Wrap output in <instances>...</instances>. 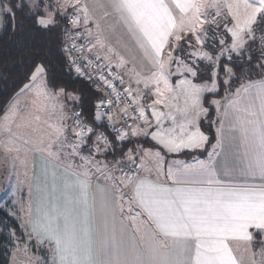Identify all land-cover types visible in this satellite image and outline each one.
<instances>
[{
  "label": "snow or ice",
  "instance_id": "snow-or-ice-1",
  "mask_svg": "<svg viewBox=\"0 0 264 264\" xmlns=\"http://www.w3.org/2000/svg\"><path fill=\"white\" fill-rule=\"evenodd\" d=\"M4 16L13 30L26 27L25 21L51 29L60 23L57 17L69 19L73 29L83 24L90 50L99 49L97 59L106 62L98 68L112 77L99 76L113 99L96 104L93 121L106 119L111 130L120 123L114 107L132 121L113 132L110 141L87 122L82 108L64 103L65 98L79 103L81 97L51 84L44 62L33 65L28 83L3 109L4 156L25 167V178L30 154L42 157L40 175L31 177L36 197L30 185L17 218L29 240L47 245V264H264V51L256 61L247 57L250 67L244 68V61L236 65L244 69L240 76L231 66V53L239 56L249 41H256L253 26L258 18L264 22V0H0ZM229 16L234 23L224 28L231 34L230 45L219 38L220 47L205 50V26L218 28L217 18ZM113 63L127 81L119 71L111 72ZM173 66L180 76L175 83ZM76 72L83 75L78 65ZM204 72L210 83L203 80ZM113 80L125 86L131 111L121 105ZM141 85L154 95L150 104L141 103ZM221 86L224 96L208 102L216 109L217 127L207 158L172 160L165 169L163 152L178 154L208 144L200 128L209 110L204 97ZM130 137H150L157 147L124 152L122 143ZM85 149L89 154H83ZM117 150L123 156L114 161L96 158ZM12 175L8 191L17 192ZM235 175L261 183H238ZM16 180L19 184L18 175Z\"/></svg>",
  "mask_w": 264,
  "mask_h": 264
},
{
  "label": "trees",
  "instance_id": "trees-1",
  "mask_svg": "<svg viewBox=\"0 0 264 264\" xmlns=\"http://www.w3.org/2000/svg\"><path fill=\"white\" fill-rule=\"evenodd\" d=\"M21 19V15L17 13V20ZM57 19L60 20V23L51 29H41L38 26H34V21H25L26 27L21 28L18 26L13 30L11 22L5 16L4 25L0 29V116L4 114L3 109L7 106L8 101L20 91L24 84L28 83L33 65L38 62H44L49 68V80L51 84L64 87L67 91L81 97L79 103L69 100L71 108L77 110L82 108L87 122L100 131L105 132L110 141H114L115 139L108 134L103 125L93 121L96 104L103 100L102 93L95 89L91 82L78 76L72 68L64 51L66 18L64 20L57 17ZM255 30L257 34L262 33L260 36H264V25L258 26ZM261 51H264V43H261L260 39H257L255 42H250L241 55L232 54L233 62L231 66L234 68L236 75H242L244 70L243 68L236 67V65L244 61V68L250 67L246 62L247 57L252 55L253 61H256ZM221 63L229 64V61L226 58H222ZM221 76H223L222 71ZM238 84L239 81H235L233 86H237ZM223 92L224 89L221 86L218 93L207 94L204 98V105L209 110L207 117L200 124L202 130L210 138L208 146L215 142V130L213 127H206L204 123V120L211 119L210 117L214 113V107L208 102L214 97H220L223 95ZM65 99L68 100L67 98ZM88 143L91 144L92 141L89 140ZM139 143L152 148L157 147L156 143L151 141L140 140ZM113 146L119 149L121 145L114 144ZM122 146L124 152H126L129 148H134L135 143L133 140H126L122 143ZM203 151H186L178 155L189 159L192 156L203 154ZM107 155V158L113 161L121 158L123 152L117 150L114 155L111 152ZM3 226H6L5 228L7 229H15L17 234L22 233L19 223L5 209L0 207V264H9L11 240L7 230L2 228ZM255 238L257 241L261 239L259 235H256ZM258 247L260 245L256 244L255 248Z\"/></svg>",
  "mask_w": 264,
  "mask_h": 264
},
{
  "label": "rangeland",
  "instance_id": "rangeland-1",
  "mask_svg": "<svg viewBox=\"0 0 264 264\" xmlns=\"http://www.w3.org/2000/svg\"><path fill=\"white\" fill-rule=\"evenodd\" d=\"M212 14H214V13H211V11H210L209 18H211ZM217 20L219 23L218 28L215 25H211V26L206 25L205 26L206 31H207V35L209 37V39L207 40L206 46H205V50L210 51L211 48L209 46H211V45H215V47H220V45L218 44L219 38L225 39L226 45H230V43H231V34L226 31V29L224 28V24H227L228 27H231L232 24L234 23V21H232L230 16L227 18L218 17ZM263 25H264V22H261L258 18L257 24L253 26L254 31H255V35H256V40L260 39V37H261L260 34H262V33L257 34L255 28H257L258 26L259 27L263 26ZM258 32H261V31H258ZM213 37H215V39H213ZM250 42H253V41H249V43ZM243 51L244 50H242V52ZM232 54L236 55V53H231V55ZM200 67L201 68H207L208 67L207 62H200ZM172 71L174 73H176L175 66H173ZM122 75H124V78L127 81L128 78H126V75L123 73H122ZM179 78H180V76L178 73L174 74L171 77L173 83H175L176 80ZM203 80L208 81L210 83L211 77L207 72L203 73ZM196 82H201V80H197ZM135 87H136V85L133 83V88H135ZM140 87H141L142 94L145 98H148V96L150 95L154 99V95L151 92L144 90L142 85ZM206 94H208V93H206ZM223 96H224V92H223V95H221L220 97H215L213 99H221ZM28 98H31L30 95ZM21 99L23 100V99H25V97H22ZM213 99H211V100H213ZM64 103L66 105H68L69 107H71L69 100L64 99ZM141 103H143L145 105L149 104L146 101V99H143L141 101ZM150 103H151V101H150ZM213 112L214 113L210 117L211 119H205L204 123H205L206 127L207 126L213 127V129L215 130L217 127V112H216L215 107H214ZM206 117H201V118H206ZM67 123L71 124L72 122H71V120H69V121H67ZM41 134L42 133L38 132V133H35L34 136L38 138ZM69 139L70 140L72 139L71 135H69ZM140 140H146L149 142L150 141L154 142L151 140L150 137H148V138L140 137V139L134 138L133 142L135 143V147H137V146H143L144 148L148 147V145L147 146H145L144 144L141 145L139 143ZM186 151L191 152L192 150H185L184 152H186ZM109 152H111V151H109ZM83 154L87 155L89 153H88V151L84 150ZM107 156L108 155H97L96 158L98 160H102V161L103 160L111 161L107 158ZM41 159H42V157H41V154L39 152H33L32 154H30L29 165H28L29 176H28V178H25V176H24L25 167L20 165L19 163H17L14 166L12 164V162L10 161V159L5 157L3 152L0 151V207L5 209L13 219H15L17 222H19L20 225H21V220L18 219L17 217L23 215V213L20 211V207H21V204L25 203V201H26L25 197H23V194L29 190V186L31 183V177L33 174L32 172L34 169V167L32 165L36 166V164L39 161H41ZM75 162L80 163V161L78 159ZM12 174L18 175L19 181H20L19 184H17L16 175H12ZM10 175H12V181H11L12 187H14V188L18 187L19 188V191H17V192L8 191L9 185L7 183V178ZM116 175H119V173H116ZM232 178L235 181H240L242 178H245V177L235 175ZM17 201H19V203ZM8 203H10V204L12 203V205L9 206L10 204H8ZM12 213H16V215L14 216V215H12ZM5 227L6 226H3L2 228L7 230V233L10 237V240H11V253H10L9 264H40V261H43L44 264H47L49 257H50V253L47 251L46 246L35 245L32 241L33 239L29 240L27 235L24 233V231L21 227H20V231L22 232L21 234H17L15 229H12V228L7 229ZM12 231L15 232V237L10 235V233ZM17 240H19V243H17ZM254 248H255V246H254ZM255 249L258 250L259 247L255 248ZM36 258H39V260H37Z\"/></svg>",
  "mask_w": 264,
  "mask_h": 264
},
{
  "label": "built area",
  "instance_id": "built-area-1",
  "mask_svg": "<svg viewBox=\"0 0 264 264\" xmlns=\"http://www.w3.org/2000/svg\"><path fill=\"white\" fill-rule=\"evenodd\" d=\"M66 28H68L69 31L67 32V34L65 33L64 51L71 63L72 68L76 72V66L78 65L80 67L83 75L78 74L77 72L76 74L81 78H84L85 80L91 82L92 86L102 93L103 100L113 99L111 90L105 86L103 81L99 79L100 75H104L108 79H112V77L109 75V72L107 70H100L98 68L99 65H102L104 63L102 60L97 59L96 52L90 50L89 38L82 32L81 26L80 28L73 29L69 19H66ZM77 32L80 33V39H76ZM76 45L83 46L82 51H77L75 47ZM89 61H91L92 63L89 64ZM111 72L113 74L116 73L112 68ZM113 83L115 84L117 92L119 93L121 105H128L129 110L131 111L134 105L132 99L127 97L124 93L123 89L125 86L120 85L119 82L115 80H113ZM100 111L108 112V109L106 107H102ZM112 114L114 116H120V123L116 124L111 130H109L106 126L108 123L106 119L101 125H103L108 134L115 139L112 133L115 132L121 125H123L125 129H127L132 121L127 120L123 115H120L119 109L116 107H114ZM132 114L135 115V113ZM129 140H134V137H130Z\"/></svg>",
  "mask_w": 264,
  "mask_h": 264
},
{
  "label": "crops",
  "instance_id": "crops-1",
  "mask_svg": "<svg viewBox=\"0 0 264 264\" xmlns=\"http://www.w3.org/2000/svg\"><path fill=\"white\" fill-rule=\"evenodd\" d=\"M87 2H89V3H91V0H87ZM71 9H69V12L71 13ZM81 30H82V32L86 35V33L84 32V25L82 24L81 25ZM89 40H90V38H89ZM92 42H94V41H92ZM92 51H94V52H100V50L99 49H97V50H92ZM101 55H103V53L101 52L100 53ZM103 61V60H102ZM103 63L105 64L106 62L105 61H103ZM112 69L117 73L118 71L122 74H124V72H123V70H118L116 67H115V64L113 63V66H112ZM126 75V74H125ZM126 78H127V75H126ZM208 94H215V93H208ZM207 94H205V96H206ZM205 98V97H204ZM215 98V97H214ZM144 99H146V101L150 104V101H151V99H153L152 98V96H148V98H144ZM205 106V105H204ZM204 118H201L200 119V123H201V121L203 120ZM200 128H201V125H200ZM201 130H202V128H201ZM203 131V130H202ZM204 132V131H203ZM134 138H137V137H134ZM145 138H148V137H145ZM140 139V138H139ZM215 142H216V140H215ZM214 142V143H215ZM155 143V142H154ZM213 143V144H214ZM208 144H209V142H208ZM208 144L205 146V148H203V149H196V150H192V151H203L204 153L203 154H201V155H195V156H192L191 158H189V159H185V158H183V157H180L178 154H180V153H178V154H171V153H167V152H163V154H164V156H165V169L167 168V166H168V164L172 161V160H181V161H185V162H188V163H194V157L195 158H198V159H201V160H204V159H206L207 158V156H208V153L211 151V145H209L208 146ZM208 146V147H207ZM145 148H152V147H145ZM185 151V150H184ZM184 151H182L181 153H183ZM40 167H41V161H39L37 164H36V166L34 167V169H33V174H35V175H40ZM32 174V175H33ZM164 179V177L163 176H161V180H163ZM236 182H238V183H245V182H248V183H256V184H259V183H261V181L257 178V179H255V180H251V179H248V178H242L240 181H236ZM93 183H96V181L94 180L93 181ZM35 184H36V181H34V180H32L31 179V183H30V185L32 186V188H33V192H32V196H33V199H35V197H36V192H35ZM23 197H25V199H26V201H25V203L28 201V199H29V190L28 191H26L24 194H23ZM8 204H10V203H8ZM12 205V203L9 205V206H11ZM19 223V222H18ZM20 225V224H19ZM21 227V226H20ZM33 243L35 244V245H39V246H46L47 247V245L46 244H43V245H41V244H37V242H36V240H35V238H33ZM255 246V245H254Z\"/></svg>",
  "mask_w": 264,
  "mask_h": 264
},
{
  "label": "water",
  "instance_id": "water-1",
  "mask_svg": "<svg viewBox=\"0 0 264 264\" xmlns=\"http://www.w3.org/2000/svg\"><path fill=\"white\" fill-rule=\"evenodd\" d=\"M5 22V16L3 18H0V29L3 27Z\"/></svg>",
  "mask_w": 264,
  "mask_h": 264
},
{
  "label": "bare ground",
  "instance_id": "bare-ground-1",
  "mask_svg": "<svg viewBox=\"0 0 264 264\" xmlns=\"http://www.w3.org/2000/svg\"><path fill=\"white\" fill-rule=\"evenodd\" d=\"M65 20V19H64Z\"/></svg>",
  "mask_w": 264,
  "mask_h": 264
}]
</instances>
